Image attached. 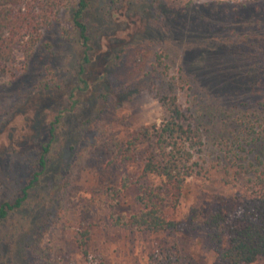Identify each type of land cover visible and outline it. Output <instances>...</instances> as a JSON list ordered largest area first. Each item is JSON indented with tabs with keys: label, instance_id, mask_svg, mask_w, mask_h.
I'll use <instances>...</instances> for the list:
<instances>
[{
	"label": "rangeland",
	"instance_id": "rangeland-1",
	"mask_svg": "<svg viewBox=\"0 0 264 264\" xmlns=\"http://www.w3.org/2000/svg\"><path fill=\"white\" fill-rule=\"evenodd\" d=\"M237 1L121 0L119 7L105 14L102 0H89L84 14L90 36L87 51L90 62L82 76L86 84L80 83L76 76L81 49L74 44L58 46V35L54 32L45 33L42 40L52 41L55 46L53 62L67 81L63 89L33 91L41 67L37 58L47 57L37 52L24 71L25 61L17 55L7 75L0 80L3 196L17 193L27 177L34 152L48 140L49 123L59 114L62 118L47 155V168L29 200L0 224V264H23V252H20L23 241H38L43 248L60 249L54 256L55 264H83L77 256L74 234L66 228L68 224L79 223L89 226L90 260L103 264L213 263L209 232L192 229L189 224L192 208L207 212L220 203L226 212L238 214L249 188L237 184L225 186L216 181L197 184L190 180L177 209L167 210L168 218L179 224L176 230L162 234L117 230L107 220L105 198L96 192L113 180L118 181V173L104 171V155L78 149V135L81 122L97 110L95 94L108 88L107 78L133 81L135 74L110 65L121 45H131L137 51L144 47L148 56L156 50L155 45H165L169 75L175 79L182 76L184 81L178 92L184 107L197 103L202 109L210 105L216 110L253 106L256 77L250 68L253 58L249 54L253 36L244 38L253 10L234 12ZM122 97L127 99L115 114L125 118L131 128L160 122L162 109L146 91L131 90ZM104 119L102 127L109 125ZM110 126L119 130V135L124 133L114 122ZM208 161L218 162L216 158ZM7 170H10L9 178L5 179ZM127 171L134 177L138 175L136 165H130ZM222 175L214 174L217 178ZM133 197L131 187L120 201L118 211H128ZM46 212L49 213L47 225L33 236L32 230ZM252 264L264 262L257 260Z\"/></svg>",
	"mask_w": 264,
	"mask_h": 264
},
{
	"label": "trees",
	"instance_id": "trees-1",
	"mask_svg": "<svg viewBox=\"0 0 264 264\" xmlns=\"http://www.w3.org/2000/svg\"><path fill=\"white\" fill-rule=\"evenodd\" d=\"M120 2L102 0L103 13L116 9ZM88 7L89 0H0V80L18 54L23 57L27 71L36 53L43 52L47 58H37L41 67L33 91L63 89L67 81L53 62L55 46L52 41L42 40L45 33L54 32L58 35V46L74 44L81 49L76 76L80 83L86 84L82 76L90 62L87 54L90 36L84 17ZM240 9L253 10L244 36H253L249 53L253 58L250 68L256 77L253 106L216 110L210 105L202 109L197 103L184 107L178 93L184 81L182 76L175 79L169 75L165 45H155L156 50L150 56L144 47L137 51L131 45H121L110 65L123 67L128 74H135L136 79L128 83L107 78L108 88L95 94L97 110L81 122L78 135V149L104 155V171L118 173V181L115 179L96 192L105 198L107 220L117 230L150 234L176 230L179 224L168 218L167 210L177 209L190 180L197 184L216 181L225 186L237 184L249 188L238 214L226 212L220 203L207 212L192 208L189 224L192 229L209 232L212 264L264 262V0H238L234 12ZM131 90L146 91L157 101L163 112L159 123L135 129L115 114L127 99L122 96ZM25 99L27 96L23 103ZM60 118L62 114L49 123L48 140L34 152L27 177L17 193L3 196L0 192V224L29 200L46 170ZM104 118L109 125L102 127ZM113 122L124 131L122 135L111 128ZM209 158L218 162L208 161ZM130 165L138 167L135 177L127 171ZM212 170L223 175L217 178ZM5 172L4 178L8 179L10 170ZM131 187L132 205L128 211H118L120 201ZM58 198L61 200L62 196ZM48 220V212L41 214L32 230L33 236L45 228ZM66 228L74 234L77 256L83 264H103L89 258L88 224H68ZM59 250L43 248L38 241H23L20 245L23 264H55L54 256Z\"/></svg>",
	"mask_w": 264,
	"mask_h": 264
}]
</instances>
